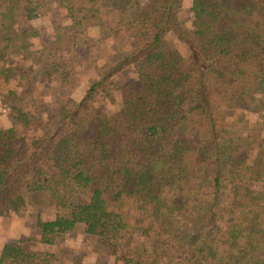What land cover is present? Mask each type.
<instances>
[{
    "label": "trees",
    "instance_id": "1",
    "mask_svg": "<svg viewBox=\"0 0 264 264\" xmlns=\"http://www.w3.org/2000/svg\"><path fill=\"white\" fill-rule=\"evenodd\" d=\"M54 2L0 0V81L66 80L57 45L90 50L91 26L130 48L53 114L29 111L24 91H1L0 217L29 205L41 243L81 226L114 263L264 264V0H192L188 32L182 0ZM30 3L71 20L39 54V29L18 21ZM114 93L120 106L108 110ZM226 111L255 117L238 141ZM34 127L30 140L20 132ZM0 264L52 263L18 240L1 245Z\"/></svg>",
    "mask_w": 264,
    "mask_h": 264
},
{
    "label": "rangeland",
    "instance_id": "2",
    "mask_svg": "<svg viewBox=\"0 0 264 264\" xmlns=\"http://www.w3.org/2000/svg\"><path fill=\"white\" fill-rule=\"evenodd\" d=\"M40 2L41 0L34 2ZM51 5H55L54 0H46ZM192 0H182L181 9L179 11L180 25L185 32H188V17L189 8ZM29 12H26L25 17L20 12L19 22L28 23L38 28L41 37L33 38L34 48L38 51L48 47L55 35L65 36L66 32L59 31V25H70L71 20L67 15L66 9L63 7L56 10H47L44 7H37L34 4H29ZM55 12V13H54ZM24 13V12H23ZM87 35L92 38L88 46L91 49H86V46L75 48L72 44H58V54L65 56V60L69 63L68 71H70L66 80H60L58 71L53 76H40L34 78L29 84L22 81L23 76L18 78L11 76L7 80L0 81L1 91L11 88L20 92L24 91L26 97L25 106L31 112H43L49 110L51 114L57 111L59 106H65L66 102L71 99L72 102H78L83 96L85 89L89 83L93 82L101 72L99 67L102 63L113 61L118 55L130 48L124 40L112 42L107 38H99V29L96 26H91L87 29ZM167 40L174 47L180 49L183 54H187V46L170 35ZM75 43V42H74ZM17 57V56H16ZM15 57V61L24 65L25 63ZM128 76L133 77L130 68H126ZM21 74V72L18 71ZM65 74V72H63ZM116 76H114V79ZM22 84H24L22 86ZM22 86L21 87L19 86ZM115 94L113 104L101 102L108 110H115L120 106L118 95ZM259 96H264V89L260 91ZM221 118L230 130L231 141H238L242 137V131L246 130L254 123V116H249V122H244V118H248L244 113L242 118H239L238 112L226 111L221 112ZM252 119V120H251ZM10 125L7 117V108L0 102V128H6ZM261 127V139L264 145V119L259 123ZM28 140L40 134L39 130L29 128L20 131ZM242 141V140H241ZM236 143V142H235ZM242 144V142H240ZM245 143V142H244ZM256 149L250 150L249 159L255 154ZM198 214V213H197ZM34 211L31 206H26L18 213L11 212L8 216L0 217V247L5 242L22 241L23 244L30 247L32 250L39 253L41 258L51 260L52 264H120L115 262L109 256L95 249L93 236L83 234L82 227L79 226L75 231L61 235L53 244H45L39 241L40 231L35 225ZM49 216H44L47 218Z\"/></svg>",
    "mask_w": 264,
    "mask_h": 264
}]
</instances>
